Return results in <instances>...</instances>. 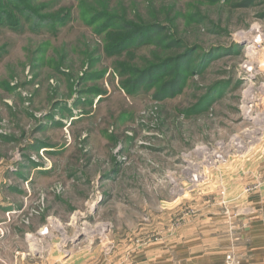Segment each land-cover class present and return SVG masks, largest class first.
<instances>
[{
    "label": "rangeland",
    "instance_id": "rangeland-1",
    "mask_svg": "<svg viewBox=\"0 0 264 264\" xmlns=\"http://www.w3.org/2000/svg\"><path fill=\"white\" fill-rule=\"evenodd\" d=\"M263 159L264 0H0V264L190 235Z\"/></svg>",
    "mask_w": 264,
    "mask_h": 264
},
{
    "label": "crops",
    "instance_id": "crops-1",
    "mask_svg": "<svg viewBox=\"0 0 264 264\" xmlns=\"http://www.w3.org/2000/svg\"><path fill=\"white\" fill-rule=\"evenodd\" d=\"M261 163L264 175V159ZM235 207L244 213L227 208V215L206 219L190 235H176L122 262L100 264H264V184L242 195Z\"/></svg>",
    "mask_w": 264,
    "mask_h": 264
},
{
    "label": "bare ground",
    "instance_id": "bare-ground-1",
    "mask_svg": "<svg viewBox=\"0 0 264 264\" xmlns=\"http://www.w3.org/2000/svg\"><path fill=\"white\" fill-rule=\"evenodd\" d=\"M253 47H254V46H249L247 49H248V50H251V49H253Z\"/></svg>",
    "mask_w": 264,
    "mask_h": 264
},
{
    "label": "trees",
    "instance_id": "trees-1",
    "mask_svg": "<svg viewBox=\"0 0 264 264\" xmlns=\"http://www.w3.org/2000/svg\"><path fill=\"white\" fill-rule=\"evenodd\" d=\"M1 14H3V13L1 12ZM7 22H10V18H7Z\"/></svg>",
    "mask_w": 264,
    "mask_h": 264
}]
</instances>
